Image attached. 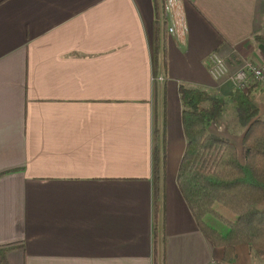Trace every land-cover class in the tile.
Returning a JSON list of instances; mask_svg holds the SVG:
<instances>
[{
    "label": "crops",
    "instance_id": "obj_1",
    "mask_svg": "<svg viewBox=\"0 0 264 264\" xmlns=\"http://www.w3.org/2000/svg\"><path fill=\"white\" fill-rule=\"evenodd\" d=\"M155 1L0 0L7 264L221 263L175 178L186 144L178 88L234 94L205 62L218 52L231 72L240 59L263 63L264 0H173L157 74ZM251 87L264 115V88ZM155 130L165 136L157 200ZM249 249L236 246L232 264H264Z\"/></svg>",
    "mask_w": 264,
    "mask_h": 264
},
{
    "label": "trees",
    "instance_id": "obj_2",
    "mask_svg": "<svg viewBox=\"0 0 264 264\" xmlns=\"http://www.w3.org/2000/svg\"><path fill=\"white\" fill-rule=\"evenodd\" d=\"M158 26L156 16L153 51L156 74L163 69V64L159 65L158 51L162 41ZM256 40L264 43L262 37ZM251 86L246 91L235 90L228 97L205 89L178 88L186 144L175 178L190 215L205 239L214 248H222L220 264H232L236 246L242 244L248 245L255 256L264 258V119L249 100ZM229 103L234 106L238 125L243 127L242 162L233 142L208 132L207 126L221 117ZM164 139V134H157L155 130L152 167L156 200L158 152H162ZM210 219L218 221L226 230L212 227ZM3 258L0 256V264H7Z\"/></svg>",
    "mask_w": 264,
    "mask_h": 264
},
{
    "label": "built area",
    "instance_id": "obj_3",
    "mask_svg": "<svg viewBox=\"0 0 264 264\" xmlns=\"http://www.w3.org/2000/svg\"><path fill=\"white\" fill-rule=\"evenodd\" d=\"M173 0H156L157 18L159 22L160 32L163 33L166 22L169 18V13L172 7ZM170 33L172 28H168ZM209 76L215 81L231 80L235 90L248 89V86L256 84L264 88V61L261 64L256 62H249L240 59L237 68L231 72V63L227 62L218 52L210 54L205 62ZM160 82L163 81L161 77L157 78Z\"/></svg>",
    "mask_w": 264,
    "mask_h": 264
},
{
    "label": "rangeland",
    "instance_id": "obj_4",
    "mask_svg": "<svg viewBox=\"0 0 264 264\" xmlns=\"http://www.w3.org/2000/svg\"><path fill=\"white\" fill-rule=\"evenodd\" d=\"M235 109L232 105H228L225 108L223 114L216 122H212L208 125V132L209 134H213L215 136H220V138L226 139L229 142H233L234 145L237 147L239 159L242 162V153H241V133L243 127H240L237 123L236 113H234ZM262 119H264V115L262 113L259 114ZM211 226L218 229V230H226L225 227L220 224L218 221L214 219L209 220Z\"/></svg>",
    "mask_w": 264,
    "mask_h": 264
}]
</instances>
